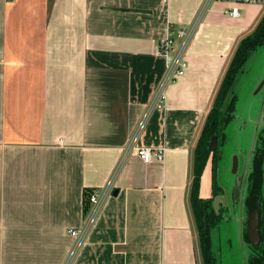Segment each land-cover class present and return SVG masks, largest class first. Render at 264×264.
Returning a JSON list of instances; mask_svg holds the SVG:
<instances>
[{
  "label": "crops",
  "instance_id": "crops-1",
  "mask_svg": "<svg viewBox=\"0 0 264 264\" xmlns=\"http://www.w3.org/2000/svg\"><path fill=\"white\" fill-rule=\"evenodd\" d=\"M202 2L0 0V264H65L85 191L113 174L71 264H203L189 201L193 150L264 0L214 1L184 76L144 119L165 72L157 42L192 24ZM129 144L164 149V160L121 163Z\"/></svg>",
  "mask_w": 264,
  "mask_h": 264
},
{
  "label": "rangeland",
  "instance_id": "rangeland-1",
  "mask_svg": "<svg viewBox=\"0 0 264 264\" xmlns=\"http://www.w3.org/2000/svg\"><path fill=\"white\" fill-rule=\"evenodd\" d=\"M263 81L264 46H261L251 55L235 80L232 88V97L236 98L233 119L224 126L223 135L216 143L219 159L215 184L220 191H217L212 207L216 212L222 213L220 221L211 230V249L218 264H245L248 256V250L241 238L245 223L249 225V216L244 210L243 200L256 137L263 128L261 113L264 107V85L256 92ZM234 158H237L235 172ZM207 164L203 185H206L209 196L210 160ZM262 198L264 210V183ZM251 224L255 227L254 218Z\"/></svg>",
  "mask_w": 264,
  "mask_h": 264
},
{
  "label": "trees",
  "instance_id": "trees-1",
  "mask_svg": "<svg viewBox=\"0 0 264 264\" xmlns=\"http://www.w3.org/2000/svg\"><path fill=\"white\" fill-rule=\"evenodd\" d=\"M264 46V14L255 29L238 44L228 65L226 73L219 86L218 92L208 112L199 137L193 150L192 181L190 187V207L197 227L199 244L203 264H218L211 249V230L221 219L222 212H216L212 207L217 191L215 184L219 151L209 150L213 136L221 138L224 126L233 119L236 98L232 97V88L237 76L251 55ZM263 128L259 131L250 162V172L247 177L246 193L243 200L244 210L250 217L256 216V237L252 242L248 234V223H245L241 238L248 250L245 264H264V210L262 203V189L264 183V108L262 111ZM210 160L211 164V196L202 199L199 196L202 173ZM91 191H85V210L88 208V197ZM222 211V210H220Z\"/></svg>",
  "mask_w": 264,
  "mask_h": 264
},
{
  "label": "built area",
  "instance_id": "built-area-1",
  "mask_svg": "<svg viewBox=\"0 0 264 264\" xmlns=\"http://www.w3.org/2000/svg\"><path fill=\"white\" fill-rule=\"evenodd\" d=\"M214 1L217 0H203L192 24L170 32L157 42L154 55L165 60V72L147 104L144 119L152 111L160 110L165 107L167 101V88L175 83L178 78L184 76L187 70L186 57L188 48L196 35L203 16L209 11ZM237 11L238 8H232L230 12L231 16H237ZM164 153V149L161 148H137L133 144H129L123 149L121 163L131 154L136 155L146 164L151 162H162L164 160ZM114 176L113 174L104 187L93 190L89 195L88 208L84 214L82 228L79 230H70L68 232L71 237L75 238L76 244L70 250L65 264H71L77 250L93 226L104 202L112 194L114 189Z\"/></svg>",
  "mask_w": 264,
  "mask_h": 264
},
{
  "label": "water",
  "instance_id": "water-1",
  "mask_svg": "<svg viewBox=\"0 0 264 264\" xmlns=\"http://www.w3.org/2000/svg\"><path fill=\"white\" fill-rule=\"evenodd\" d=\"M263 85H264V81L258 86L256 92H258L259 90H261V88L263 87ZM262 111H263V109H262ZM261 119H262V113H261ZM216 143H217V137L216 136H213L211 138V141H210V144H209V147H208L209 150H215L216 149ZM236 168H237V158H234V162H233V170H234V172L236 171ZM252 218H254L255 227L252 226V224H251ZM248 234H249V238H250V240L252 242H255L257 240V237H256V216H255V214H252L249 217Z\"/></svg>",
  "mask_w": 264,
  "mask_h": 264
}]
</instances>
